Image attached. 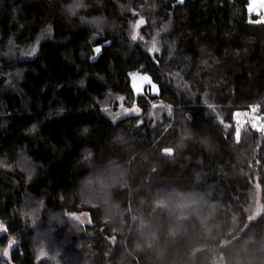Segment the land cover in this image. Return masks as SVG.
<instances>
[{"label":"trees","instance_id":"16d2710c","mask_svg":"<svg viewBox=\"0 0 264 264\" xmlns=\"http://www.w3.org/2000/svg\"><path fill=\"white\" fill-rule=\"evenodd\" d=\"M249 5L0 0V264H264Z\"/></svg>","mask_w":264,"mask_h":264},{"label":"rangeland","instance_id":"374dc122","mask_svg":"<svg viewBox=\"0 0 264 264\" xmlns=\"http://www.w3.org/2000/svg\"><path fill=\"white\" fill-rule=\"evenodd\" d=\"M252 5L255 9V12L259 15H261L260 18H264V0H252ZM36 51H31L30 53L33 54ZM141 78H136L134 79V83L137 86V89H140L141 87ZM121 107V115L123 114H128V113H133V112H138L140 110V108L136 107V106H125V105H120ZM246 111L245 110H238L235 112L237 118H238V122L240 125H242L247 119H252L255 124L257 125V127L260 126L259 122H258V117L254 116L252 112H249L247 114H244Z\"/></svg>","mask_w":264,"mask_h":264},{"label":"water","instance_id":"95a60500","mask_svg":"<svg viewBox=\"0 0 264 264\" xmlns=\"http://www.w3.org/2000/svg\"><path fill=\"white\" fill-rule=\"evenodd\" d=\"M249 11H250V13H252L254 11L253 5H249ZM163 152L166 154L172 155V154H174V149L171 147H166L163 149Z\"/></svg>","mask_w":264,"mask_h":264},{"label":"snow or ice","instance_id":"6c2138e0","mask_svg":"<svg viewBox=\"0 0 264 264\" xmlns=\"http://www.w3.org/2000/svg\"><path fill=\"white\" fill-rule=\"evenodd\" d=\"M143 23H144V21L141 20V21H140V24H143ZM133 38H135V37H133ZM154 50H155V48H154ZM96 52L99 53V52H100V49L97 48V49H96ZM253 111H255V109H253ZM9 247H11V244L9 245ZM42 255H43V253H42Z\"/></svg>","mask_w":264,"mask_h":264}]
</instances>
